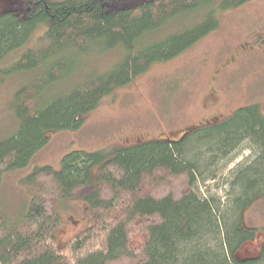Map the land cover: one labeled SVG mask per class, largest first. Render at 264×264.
Listing matches in <instances>:
<instances>
[{
    "label": "trees",
    "instance_id": "trees-1",
    "mask_svg": "<svg viewBox=\"0 0 264 264\" xmlns=\"http://www.w3.org/2000/svg\"><path fill=\"white\" fill-rule=\"evenodd\" d=\"M251 1L11 0L0 9V63L21 53L0 67V85L24 81L9 105L15 131L0 135V190L4 174L29 166L53 132L80 129L104 98L176 59L216 31L223 12ZM41 28L48 44L26 49ZM116 51L109 69L62 88L81 59ZM246 150L228 173L226 198L201 191ZM22 182L35 189L22 219L9 220L0 203V264H264V246L256 257L239 256L257 236L244 214L264 197L258 104L175 141L73 151L61 170L36 167ZM68 201H84L92 223L60 247L59 210Z\"/></svg>",
    "mask_w": 264,
    "mask_h": 264
},
{
    "label": "rangeland",
    "instance_id": "rangeland-1",
    "mask_svg": "<svg viewBox=\"0 0 264 264\" xmlns=\"http://www.w3.org/2000/svg\"><path fill=\"white\" fill-rule=\"evenodd\" d=\"M10 1L0 0V9H10ZM189 23L192 22L185 24ZM47 44L41 28L25 48L37 50ZM20 53L0 63V67L12 64ZM120 53L81 59L76 69L81 70H75L62 88L80 79L82 82L90 74H101L119 59ZM31 75L33 78L37 74ZM23 81V76H13L0 85L1 136L15 131L17 121L9 105L13 91ZM252 104H258L264 114V0H253L223 12L216 31L176 59L154 64L130 85L104 98L85 116L80 129L53 132L48 145L35 154L29 166L4 174L0 190L2 208L9 220L22 219L35 192L23 179L36 167L61 170L64 156L73 151L93 152L152 140H177L194 129L222 122L240 107ZM249 154L248 150L240 154L201 191L224 197L229 190L228 173ZM59 211L63 222L55 240L65 247L89 227L92 213L84 201H68ZM244 221L257 229V236L242 247L239 256L256 257L264 246V197L245 212Z\"/></svg>",
    "mask_w": 264,
    "mask_h": 264
}]
</instances>
